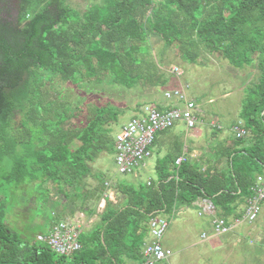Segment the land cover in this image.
I'll return each instance as SVG.
<instances>
[{"label":"trees","instance_id":"1","mask_svg":"<svg viewBox=\"0 0 264 264\" xmlns=\"http://www.w3.org/2000/svg\"><path fill=\"white\" fill-rule=\"evenodd\" d=\"M150 35L192 65L205 53L235 69L256 63L259 77L239 115L248 134L234 136L206 166L185 158L176 164L186 155L177 143L157 162L154 178L111 186L92 164L115 153L110 125L123 111L109 103L71 108L53 83L100 85L109 77L127 89L164 87L166 73L149 56ZM263 173L264 0H95L82 13L67 0H0V264L141 262L151 219L171 221L179 208L207 200L212 219L232 228L243 221L239 209ZM31 184L34 193H46L48 231L77 212L95 215L89 200L98 203L111 188L119 205L106 201L97 222L80 232V250L59 256L38 238L20 240L6 225L10 193ZM50 186L65 202L50 200Z\"/></svg>","mask_w":264,"mask_h":264},{"label":"rangeland","instance_id":"2","mask_svg":"<svg viewBox=\"0 0 264 264\" xmlns=\"http://www.w3.org/2000/svg\"><path fill=\"white\" fill-rule=\"evenodd\" d=\"M94 1L67 0V4L82 13ZM148 48L149 56L158 61L166 73L168 84L164 87L146 89L137 85L132 89H127L115 84L109 77H106L100 85L81 83L78 86L65 84L59 79H55L53 86L64 93L63 97L71 103V108H74L75 104H79L84 111L89 105L109 103L111 106L121 109L123 113L119 116L118 121L110 125L113 136L130 120L136 108L149 104L148 102L154 96L164 97L165 90H179L187 99L193 100L197 110L202 113H197L198 117L201 115L203 118V125H196V127L198 126L197 129L203 130L202 136L198 138L188 136L186 140H183L184 145L195 149L200 158L220 159L223 148L228 147L235 136L230 127L233 123L240 122L239 115L246 100L247 92L258 80L259 72L255 67L256 63L253 64L255 65L253 67L235 69L218 54L205 53L197 64L192 65L182 61L177 51L167 48L156 35H150ZM176 68L179 71V76L172 72ZM210 98H213L215 102L208 104L207 101ZM84 116L82 114L80 119L84 120ZM206 119L212 121L213 126L207 128L204 125ZM72 122L74 121L72 120ZM217 127H220L219 133L215 132ZM183 133L187 134L186 130ZM188 133L191 134L190 131ZM188 141H190L189 146L187 145ZM184 152L186 153V151ZM157 158L155 153L147 161L146 166L149 163L147 169L140 170L142 172L139 171L140 173L136 178L133 175L122 176L117 173L113 151L100 154L92 164V170L94 173L104 174L107 184L111 186L119 181L137 185L140 181H148L149 177L154 178L153 170ZM86 183L89 187H93L97 181L90 178L87 179ZM32 187V184L22 186L18 191L10 193V199L7 200L10 212L6 217V225L10 231L15 233L20 240L29 244L42 237L40 233L43 232L48 220L47 215H49L48 207L41 208L43 196L46 193L37 190L34 193ZM49 195L50 200L61 199L62 202H65L53 188H51ZM103 198L110 201L113 207H118L119 200L113 188L109 189ZM102 204L103 199L98 203L89 200L88 208L95 207V215L89 217L87 212H77L73 219L68 220L69 217H67L66 220L79 221L81 231L87 230L97 222L98 216L104 211L105 208H102ZM104 206L106 207V203ZM243 208L242 205L239 211ZM196 218L198 219L197 216ZM205 219L210 221L211 217ZM203 221L207 222L206 220ZM168 222L169 228L162 239V244L169 242L174 249V254L168 261L159 264H264V203L261 206V213L254 223L233 222L230 233L223 240V246L209 252L205 249V251L203 250L204 253L201 254L197 251L188 252L185 243L190 239H194L196 242L201 241L199 238L201 230L208 229L209 233L212 234L210 223L207 225L195 223L193 229L188 233L190 234L188 237L179 218Z\"/></svg>","mask_w":264,"mask_h":264},{"label":"built area","instance_id":"3","mask_svg":"<svg viewBox=\"0 0 264 264\" xmlns=\"http://www.w3.org/2000/svg\"><path fill=\"white\" fill-rule=\"evenodd\" d=\"M180 75L178 69L172 71ZM168 100L182 103L181 108L158 110L151 104H145L132 115L130 120L121 127L114 138L115 164L119 175H133L146 167L153 153V144L158 133L172 129L177 123H183L187 129H194L199 122L196 104L188 100L183 92L173 90L164 94ZM213 126V124H211ZM220 129V127H217ZM236 138L247 136L248 132L241 127V123L231 128ZM184 157L177 159L176 164L184 161ZM198 215L214 217L215 208L207 200L200 201ZM264 203V173L256 176L250 195L245 199L243 221L254 223ZM101 208V205H100ZM149 226V241L142 248V260L133 264H159L168 261L172 251L165 248L162 239L169 228L166 218L151 219ZM212 229L217 235L230 232L231 226L222 218H213ZM81 226L77 222L59 221L40 241L59 256H68L80 250L79 235Z\"/></svg>","mask_w":264,"mask_h":264},{"label":"crops","instance_id":"4","mask_svg":"<svg viewBox=\"0 0 264 264\" xmlns=\"http://www.w3.org/2000/svg\"><path fill=\"white\" fill-rule=\"evenodd\" d=\"M165 91L169 92V91H173V90L171 89V90H165ZM191 101H193V100H191ZM213 101H214V99L210 98L207 102H208V104H211V102H213ZM148 103L153 105V106H155L156 108H158V110H166V109L176 108V107L181 108L183 106L182 103L178 102L177 100H175V99L168 100V99L165 98V96L164 97L163 96H154ZM197 112L199 114L201 113L200 110H198ZM200 117H201V115L198 117V119H199L198 125L199 124L203 125V118L202 117L200 118ZM206 120H208V121H206ZM206 120L204 121V125L207 128H209V126H211L210 124L212 123V121H210L209 119H206ZM197 127H195L193 130H190V129H187L183 123H177L172 129H169V130H166V131H163V132L157 134L156 139H155L154 144H153V153H152V157H153V155H155V153H156V155L158 157L156 159V161H155V164H154L155 165L154 170H153L154 171V177H155V174H156L157 162L161 158H163L173 147H175V145L177 143L182 145L183 152L186 151V153L184 152L186 154L184 156V158L188 159L191 163L192 162H196V163L205 165L206 162L211 161L207 157H205V158L198 157L197 154H196L195 149L190 148V146H189L190 141L187 142V145L189 147H186L184 145L185 143L183 142V140H186L188 136H194L195 138H198V137L202 136L203 130L202 129H197ZM199 128H201V127H199ZM184 130H186L187 134H189L188 131H190L191 134L187 135V134L183 133ZM148 165H149V163H148ZM147 166L142 171L146 170ZM142 171H140V172H142ZM140 172H138L136 174H133V177L136 178L139 175ZM151 178L152 177H149L148 181ZM106 201H108V200L104 198L103 199L102 208H105L104 204L106 203ZM200 201H198L197 203H194V205L191 208H187V207L179 208L177 210L176 214H175V217L173 218V219L179 218V220L181 222V226H182L183 229L185 228V232H187V234L190 232V230L193 229V226H194L195 223H200V224H203V225H207V224L210 223L211 224V228H212V220H213L212 217H211V219L209 221V220H207L205 218L206 217H210V216H201L200 217L198 215L200 204H201ZM196 216L198 217V219L196 218ZM73 218H70V219L68 218V220H71ZM203 220H206L207 222H204ZM76 222L79 223V221H76ZM45 230H46V232L48 231L46 228L44 229V231ZM211 232H213V233L212 234L209 233L208 229L201 230L200 233H199V238H201V241L196 242L194 239L188 240L185 243L186 249H188L187 251L188 252L197 251V252H199V254H201V253H204L205 249L208 252L216 250V249L220 248L221 246H223V242H224L223 240H224L225 236L230 233L229 232V233H227L225 235H217V234L214 233L213 229H211ZM184 235L186 236V234H184ZM189 236H190V234H188V237ZM163 246L165 248L171 250L172 254H174V249L171 246V244H169V242L166 243V244H163ZM129 264H133V263H129Z\"/></svg>","mask_w":264,"mask_h":264}]
</instances>
